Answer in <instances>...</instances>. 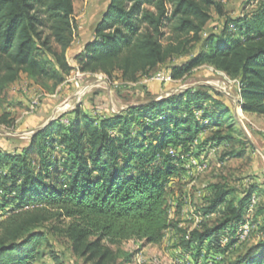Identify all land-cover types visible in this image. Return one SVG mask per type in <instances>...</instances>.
Returning a JSON list of instances; mask_svg holds the SVG:
<instances>
[{
    "label": "trees",
    "instance_id": "1",
    "mask_svg": "<svg viewBox=\"0 0 264 264\" xmlns=\"http://www.w3.org/2000/svg\"><path fill=\"white\" fill-rule=\"evenodd\" d=\"M212 9L223 20L217 32L205 33ZM73 10V0H0V95L22 73L50 91L65 82ZM189 34L191 41L201 39L200 47L168 66L172 79L209 64L237 81L243 112L264 115V0L236 18L225 17L222 0H108L73 59L81 72H119L133 82L182 51ZM220 94L208 86L187 88L102 117L75 108L67 123L49 122L25 146L0 145V208L9 207L0 219V264H27L40 255L50 244L46 224L60 219L68 220L64 235L86 264H130L138 250H122V242L157 245L168 230L174 247L195 259L264 264V238L216 261L237 243L257 182L241 190L210 184L194 228L179 226L170 214L168 182L183 172V156L224 145L222 158H241L250 146L231 125ZM7 117L0 115V124ZM203 131L208 136L197 142ZM171 146L180 152L170 153Z\"/></svg>",
    "mask_w": 264,
    "mask_h": 264
},
{
    "label": "rangeland",
    "instance_id": "2",
    "mask_svg": "<svg viewBox=\"0 0 264 264\" xmlns=\"http://www.w3.org/2000/svg\"><path fill=\"white\" fill-rule=\"evenodd\" d=\"M107 2L108 0H73L75 33L73 44L67 54L72 69L62 85L50 91L22 73L6 94L0 95V115L3 113L8 115L6 122L0 124V145L11 149L25 146L36 130L43 128L49 122L61 120L67 123L73 116L75 108L93 117H102L108 112L118 113L129 106L158 100L180 93L187 88L211 87L221 93L219 98L229 106L233 115L231 125L235 130L241 131L239 138L247 140L250 146L246 145L245 155L241 158H222V154L229 149L224 145L214 147L216 149L213 152H209L210 148L202 152L195 149L194 154L182 157L183 172L179 177L168 182L170 214L174 220H179L183 227H192L195 222L193 216L197 214L195 209L206 196L210 184L222 182L241 190L246 184L257 182L260 185L264 180V115L257 116L243 112L235 103L237 98L240 102L237 81L229 79L224 72L214 69L209 64H202L185 73L181 78L172 79L168 73V66L186 60L200 47L201 39L191 41L192 34L182 38L184 42L190 38L188 43L183 44L182 51L174 54L164 64L140 75L133 82L123 80L119 72H113L108 76L99 72L79 71L73 57L92 37L93 26ZM222 2L225 17L236 18L254 8L258 0H222ZM212 15V19L205 26V33L217 32L221 26L223 17H219L213 9ZM170 28L168 24L163 29L164 45L169 41ZM204 32L201 38L206 35ZM47 84L51 85L52 80L47 81ZM196 114L199 116L200 113L197 111ZM207 136V131L201 132L197 142L203 141ZM169 152L178 154L180 149L171 146ZM254 194L257 203L251 213L246 210L245 214V220L248 218L250 223L252 222L249 235L240 236L236 231L237 243L229 248L224 256L218 255L217 262L222 258L223 261L235 258L249 245L264 238V197L260 190L255 191ZM8 212L9 207L0 208V219ZM207 217L209 222H213L215 214ZM67 222L68 220L60 219L46 224L50 244L42 245L39 249L40 255L27 264H86L83 258L71 250L70 242L64 235L63 230ZM228 238L225 235L222 244H226ZM175 240L173 231L168 230L160 244L141 247L140 242L127 240L119 247L126 251L138 250L130 264H216L210 257L206 259L205 255L195 259L187 253H181L179 248L174 247Z\"/></svg>",
    "mask_w": 264,
    "mask_h": 264
},
{
    "label": "bare ground",
    "instance_id": "3",
    "mask_svg": "<svg viewBox=\"0 0 264 264\" xmlns=\"http://www.w3.org/2000/svg\"><path fill=\"white\" fill-rule=\"evenodd\" d=\"M216 148L212 147L209 149V152H213ZM197 159V158H196ZM198 160V159H197ZM202 161V160H201ZM198 162V161H197ZM257 203V199H256V195L253 194L251 196V200H250V205L248 207V212L251 213L253 207L256 205ZM252 223V222H251ZM250 221L248 220V218L245 220V222L241 225V227L237 230V234L240 236H248L250 233ZM252 230V228H251ZM238 241V240H237Z\"/></svg>",
    "mask_w": 264,
    "mask_h": 264
},
{
    "label": "crops",
    "instance_id": "4",
    "mask_svg": "<svg viewBox=\"0 0 264 264\" xmlns=\"http://www.w3.org/2000/svg\"><path fill=\"white\" fill-rule=\"evenodd\" d=\"M15 83V82H14ZM13 83V84H14ZM12 85V84H11ZM10 85V86H11ZM13 87V86H12ZM260 192H261V194H262V196L264 197V180H262V183H260ZM193 219H195V222L193 223V226L192 227H189L190 229L191 228H194L196 225H197V223L199 222V220L201 219V217L200 216H198L197 214L195 215V216H193ZM179 226H182V224L181 223H179ZM183 227V226H182ZM181 253H183V251H181Z\"/></svg>",
    "mask_w": 264,
    "mask_h": 264
},
{
    "label": "water",
    "instance_id": "5",
    "mask_svg": "<svg viewBox=\"0 0 264 264\" xmlns=\"http://www.w3.org/2000/svg\"><path fill=\"white\" fill-rule=\"evenodd\" d=\"M235 103H236V105H239L240 106V104H239V99L237 98V99H235ZM241 107V106H240Z\"/></svg>",
    "mask_w": 264,
    "mask_h": 264
},
{
    "label": "built area",
    "instance_id": "6",
    "mask_svg": "<svg viewBox=\"0 0 264 264\" xmlns=\"http://www.w3.org/2000/svg\"><path fill=\"white\" fill-rule=\"evenodd\" d=\"M243 239V237L241 238V240Z\"/></svg>",
    "mask_w": 264,
    "mask_h": 264
}]
</instances>
